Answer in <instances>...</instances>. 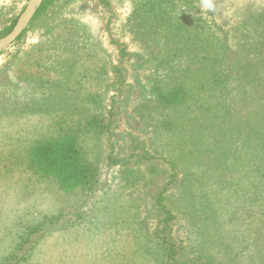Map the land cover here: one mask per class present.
Masks as SVG:
<instances>
[{"label": "rangeland", "instance_id": "obj_1", "mask_svg": "<svg viewBox=\"0 0 264 264\" xmlns=\"http://www.w3.org/2000/svg\"><path fill=\"white\" fill-rule=\"evenodd\" d=\"M106 2L57 0L0 52V264H264V0ZM65 130L95 176L71 192L23 162Z\"/></svg>", "mask_w": 264, "mask_h": 264}, {"label": "trees", "instance_id": "obj_2", "mask_svg": "<svg viewBox=\"0 0 264 264\" xmlns=\"http://www.w3.org/2000/svg\"><path fill=\"white\" fill-rule=\"evenodd\" d=\"M55 1L57 0H44L41 6L37 9L32 21L36 20L39 16L45 14ZM101 1L105 5L108 4L106 0H101ZM147 5L148 3L145 4V6ZM140 6L141 5L135 4V10L141 11ZM144 12L146 13L147 10H144ZM139 18H142V16L139 15ZM16 21L17 19L11 20L6 26H4L0 30V38L4 37L12 30ZM24 32L16 39V41L20 39V37L24 34ZM33 83L38 84L36 82ZM54 85H56V83ZM186 86L187 83L184 87ZM186 92H188V90H185L184 92V90L181 87L171 90L169 94V98L171 99V101H174L171 102V104L176 103L173 104L175 106L183 102L187 96ZM100 122L101 121H99V118L97 116H93L90 119L86 120L85 125L91 131H93L92 129H98L103 127L102 129H104L105 131L106 140L107 141L109 140L110 143L111 131L109 129L112 121L110 120L107 123L106 122L102 123L101 124L102 127L99 126ZM169 124L171 127L174 128L173 121L169 122ZM209 131L210 130H207L206 133H208ZM200 139L202 142L201 144H203V142L213 143L211 141L205 140L203 136H201ZM79 141L80 138L77 134L71 132V130H65L64 132L58 134L56 137L43 139L38 142H35L31 144L26 150L25 157L23 158L24 165L26 169H28L31 173L36 175L39 179L54 181L58 185V187L64 192H71L73 190L84 189L86 187H89L92 181L94 180L95 176L91 167L92 165H90V162L85 158L84 151ZM109 145L113 147L111 143ZM130 157L131 158L136 157L140 159L145 158L144 156H138L137 154H131L129 158ZM189 158L191 159L192 156ZM167 161H169V164L171 165V169L173 173H175L174 170H175V166L177 165V162L172 158L167 159ZM191 161L194 162L193 159H191ZM217 161L218 160H216V162ZM125 164L126 163H124L123 165ZM127 184L128 186L134 185V183L131 182L130 180H128ZM202 187L203 184L201 185V188ZM165 191H166V186H162V188L158 189V191L153 194V201H154V207L161 209L162 210L161 213L166 215L167 219L164 220V223H167L170 219L172 220L174 216L169 211L168 206L165 203V198H166L164 197ZM187 196L189 198L188 205L183 208V212L185 213L190 212L192 216L194 214L195 215L198 214L199 211L197 210L198 208H200L201 205L199 200L193 201L194 199H196V196L191 191L188 192ZM250 200L256 201V199L253 197H250ZM200 222L201 220H199L197 224L192 223L193 236L198 235L200 237H203L205 235L204 224L203 222L200 224ZM164 234H165V230H161V235L163 236ZM163 238H165V236H163ZM201 242H199L198 244L202 245L203 243ZM216 246L217 248L219 246L221 247L220 241L217 240ZM220 252H222V250H220ZM208 262L209 264L211 263L210 260H206L205 263Z\"/></svg>", "mask_w": 264, "mask_h": 264}, {"label": "water", "instance_id": "obj_3", "mask_svg": "<svg viewBox=\"0 0 264 264\" xmlns=\"http://www.w3.org/2000/svg\"><path fill=\"white\" fill-rule=\"evenodd\" d=\"M43 1L44 0H28L23 12L19 15L12 30L7 35L0 38V52L15 42L16 39L24 32Z\"/></svg>", "mask_w": 264, "mask_h": 264}, {"label": "clouds", "instance_id": "obj_4", "mask_svg": "<svg viewBox=\"0 0 264 264\" xmlns=\"http://www.w3.org/2000/svg\"><path fill=\"white\" fill-rule=\"evenodd\" d=\"M203 7H204L207 11H213V10H214L213 0H204Z\"/></svg>", "mask_w": 264, "mask_h": 264}]
</instances>
